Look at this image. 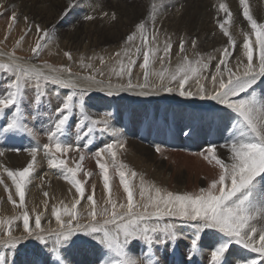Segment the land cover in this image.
<instances>
[{
    "label": "snow or ice",
    "instance_id": "obj_1",
    "mask_svg": "<svg viewBox=\"0 0 264 264\" xmlns=\"http://www.w3.org/2000/svg\"><path fill=\"white\" fill-rule=\"evenodd\" d=\"M239 4L250 29V32H242V47L225 27L233 14L221 2L219 12L226 13L227 17L223 22L218 21V26L227 37V45L219 57L204 59L195 53L197 58L190 60L184 54L186 41L181 38L176 53L179 63L175 69L150 73V59L158 51L150 48V44L157 39L155 21L158 9L163 7L162 2L153 3L146 18L138 22L135 30L126 37L127 45L136 41L137 33L140 35L142 44L135 49L136 58L125 51L127 62L121 59L118 61L119 68L112 69L118 80L127 77L126 83L113 84L110 77L107 85L96 78L97 75H104L101 70L88 75H73L70 68L64 66L56 68L45 63L38 67L32 63L54 40V31L32 24L25 18L28 23L25 35L16 40L11 51L0 52V58L4 59L0 63V76L5 81L4 91L0 93V117L4 121L0 123V137L7 140L19 134L36 138L38 133L34 126H30L25 104L36 114H39L41 105H50L52 97L59 100L60 105L55 108L54 114L51 111L48 113V143L41 146L37 142L23 149H13L28 154L30 159L26 166L13 171L0 165L14 186L19 203L2 178L0 185H4V191L9 193L8 201L21 210L19 215L4 223L10 226L13 221L22 220L24 233L15 237L10 227L4 228L3 238H0V264H15V260L9 257L15 255L24 241L33 244L35 255L45 257L42 262L34 261L32 264H74L70 255L74 249L96 253L94 264H162L160 256L163 251L175 255L177 241L183 238L190 241L188 264H193L192 257L201 254L203 248L211 249L210 264H229L228 255L233 246L249 254L236 257L235 264H264V22L253 18L246 0H239ZM76 6V0H68L63 15L67 16ZM102 17L111 21L117 19L115 12L110 16L108 12H103ZM94 18L92 15L84 17L86 20ZM9 19L12 23L8 28L11 29L16 22L15 13ZM33 28L37 39L30 48L31 57L17 56L16 49ZM192 46L196 47L195 40ZM172 48L170 40L165 42L164 55L160 57L162 65L165 57L171 56ZM141 49L143 62L139 67L144 70V82L133 84V66ZM236 49L240 50V55L235 57L236 66L233 68L231 60ZM63 55L69 61L73 59L68 51ZM120 55L115 53L117 57ZM213 61H216L214 70L211 67ZM99 62L101 65L105 63L103 57L99 58ZM80 64L85 69L93 68V64H85L83 58ZM152 75L157 76L156 82H150ZM209 82L211 88L208 87ZM192 83L196 85L195 90L191 87ZM94 88L106 92L108 96L128 91L137 95L163 91L214 102L199 106L203 110V118L219 122L222 132L227 135L223 136V144L209 142L199 153L208 165L217 170L207 186L194 192H173L145 180L143 176L139 177L138 186L132 183V178L138 174L117 159L118 149L125 145L120 139L121 131L109 122L111 114L105 113L96 119L87 107L89 92ZM29 90L34 94L30 100L26 99ZM60 90H67L62 100ZM188 127L189 130L184 132L186 137L192 136L195 131ZM97 133L113 138L93 153L105 193L102 204L94 198L96 185H92L93 194H89L86 181L77 178L85 158L83 151L90 147ZM71 137L75 138L74 143L69 142ZM219 148L226 149V159L217 154ZM41 150L48 168L55 170L58 177L75 189V198L70 206L52 207L51 215L55 218L56 228L42 227L43 213L35 214L34 227L31 226L26 209V191ZM155 151L160 153L161 147L155 145ZM71 152L81 153L75 167H70L62 158ZM105 157L110 158V163L105 161ZM110 167L119 177L127 197L126 203L118 202L110 194ZM91 175L88 171L83 172L85 178ZM137 187L139 200L136 199ZM43 195L47 198L49 194L44 192ZM85 200L87 215L82 220L77 208ZM182 228H190L191 235H186Z\"/></svg>",
    "mask_w": 264,
    "mask_h": 264
},
{
    "label": "rangeland",
    "instance_id": "obj_2",
    "mask_svg": "<svg viewBox=\"0 0 264 264\" xmlns=\"http://www.w3.org/2000/svg\"><path fill=\"white\" fill-rule=\"evenodd\" d=\"M226 1L228 4L231 3V1L229 0H226ZM33 2L35 3L36 6H40L42 4L40 7L46 8L49 2H51V0H0V49H4L7 52L13 49V46L16 40H18L21 36L25 35V32L28 28V23H26V20H25V18H27V21L31 22L32 24H40L42 27H47L50 31H54V40L41 52L38 58L31 61L32 63H35L38 67L43 66L45 63H47L48 65L52 67H56V68H59L60 66H64V67L70 68L71 73L72 74L74 73L75 75H88L89 73L96 72V70H101L104 72V75L102 77L97 75L96 78L98 80L102 79L105 85L108 84L110 77H111V82L113 84L126 83L127 77H125L124 80H118L112 74V69L119 68L118 61L121 59L127 62L128 57L124 55L125 51H128L129 55H132L133 58H136L135 49L137 46L142 44L139 33H137L135 42H129V44L127 45L125 44L126 37L129 34H131L132 31L135 30V26L130 27V25L126 24V26H128V30H126L125 32L126 34L124 33L125 35L116 41H114L111 38L101 39L102 41L100 40L96 41L98 38V33L97 31H93L90 34H88V36H86L85 45H81V46L78 45L77 47H74V44H70L71 42L67 40L68 39L67 34L69 32V29L73 28L74 26L72 22L74 23L75 21V24H77L76 26L81 25L82 22L80 21L82 20L80 18L84 19V17L87 16V15H81V13L83 12L86 13V10H89L87 9L88 7H86V10H83L84 6H82V4H77V7H75L67 16L63 15L64 10H62L56 23L53 25V27L52 26L50 27V24H48L47 26L41 21H36L35 19L31 18L32 16L30 13L33 12V7H30V6L33 5ZM52 2L54 4H57L58 0H52ZM176 2L179 4L178 9L180 7L181 8L185 7L184 6L185 0H175V1L165 0L166 5L164 4V1H162L163 7L161 11H163V15L164 14L170 15V17L178 16L179 15L178 9L177 7H175L176 5H174ZM247 2L251 3V0H248ZM22 3H26V4L32 3V4L27 9V12H25V15L19 16L18 14L20 12H19V9H17V5L22 4ZM77 3H80V2H77ZM166 8H169V9L166 10ZM90 10L93 11L92 9ZM128 10L129 8L126 11ZM211 10H212V7L211 8L208 7V8L199 9V10L191 9L188 12V16L189 15L192 16L194 14L198 16L197 19L199 21H197L198 23L195 25L196 29H201L204 26V25H199V24H205V23L211 22L212 15H216V13L219 14V11H215L214 13H212ZM191 12L193 13L191 14ZM13 13H15L16 15V22L14 23L13 27L9 29L8 25L12 23V21L9 18L13 15ZM99 16L95 17V21L92 23V25L94 29H99L100 31V28L108 27V26L106 25L107 21L102 20L101 16L100 17ZM109 22H110L109 25H111L113 29L115 30L119 29L118 26L115 25V22L111 20ZM233 26L234 24L233 25L226 24L225 27H228L230 35L235 34L234 36H236L237 34L236 29L235 27L233 29ZM123 27L124 25H122V28ZM190 27L192 26L188 27L187 22H184V23L182 22L180 25L176 26L173 29L171 28L166 29L167 32L166 30L165 31L158 30V32L156 33L157 39L155 40L154 43L150 44V48L158 49V51H156L155 53V56L150 59V64H149L150 73H156V72L162 71L163 69H167L170 72L175 69L176 65L179 63V57L176 55V53L179 51L180 39H175V40H172V39L174 37L176 38L181 37L182 34L183 35L187 34L189 31L188 29H190ZM149 29H151V26H149ZM217 30L219 32L217 33L218 38L220 37V40H221L220 44L223 43L221 44L220 47H216L215 49H212L209 46V48H207V45H206L207 38L205 39V38L199 37L200 40L196 41V47L193 48L192 42H190L189 47L188 48L185 47L184 54L187 55L190 60H195L197 58L195 53H199L201 56L204 57V59H207L208 56H216L218 58L220 52L223 51L224 47L227 45V37L223 35V32L221 31L219 26H217ZM36 39H37V34L35 33V30L33 28L32 32L25 37V40L22 41L19 48L16 49V55L25 57V58H30L32 55L30 48L34 46ZM149 39H151V31L149 32ZM254 39L255 38L253 37V40ZM169 40L171 41V43L173 42L177 47L175 48L174 56L165 57L164 64L162 65L160 62V57L164 55L163 47H164L165 42ZM241 41L243 42V38ZM91 43L94 45H92ZM65 51L70 52V54L72 55L73 59L71 61H69L63 55ZM117 52L121 54L120 57L115 56V53ZM235 56H238V54L234 53L233 55V58H232L233 63L231 65L233 68H235L236 66ZM100 57H103L105 61L103 65H101L99 62ZM81 58H83V62L85 64L92 63L93 68L92 69L82 68L80 64ZM89 58H93V59L90 60ZM2 62H4V59L0 58V63ZM142 62H143V49H141V53L139 54L137 63L133 66V73H132L133 84L144 82L143 81V71L144 70L139 67V64ZM215 63L216 61H213L211 65L213 70H214ZM66 74L67 73H65V75ZM157 79L158 78L155 75L150 76V82H156ZM4 85H5V81L3 77L0 76V93L4 91ZM191 87L193 90H195L196 85L192 83ZM208 87L211 88L210 82L208 83ZM60 91L62 93L61 95V100H62L63 94H66L67 90H60ZM159 92H161L160 97L146 95L149 98L152 97L154 99L153 101H148V100L143 101L139 99L141 98L140 96H143V95L132 94L131 99H130V96L127 97L121 94H115L113 96H108L106 92H102L99 89L98 90L92 89L90 90L89 98L87 99V107L88 109L91 108V105H92V102H94V99H95V102L99 100V103L103 104L104 106L112 107L111 109L112 112L110 114L113 113L114 115L118 113V114H124L126 116V117L124 116L125 118H128V117L134 118L133 121H136V125L138 128L141 127V130L142 131L144 130L143 132L145 134L147 133H152V134L154 133L153 135L158 134L159 141L160 139L164 140V138L162 137L163 130L166 132L168 131L167 133L171 132L172 130H177L178 135H179L178 137L175 135H172L171 141L169 140L170 141L169 143L167 139L170 138V135L168 134V136L166 135V143L164 144L161 143L163 144L162 147L164 148V150H166V152L162 154L163 157H165L166 155L170 157L168 160L164 159V171L167 172L168 176H171L172 173L174 175L176 174L177 170H180L184 178L185 188H187L186 185L189 183L188 181H192V180L199 181L198 184H196V187L198 189L200 187H205V181L203 180V178L201 179V177L199 176L197 168L191 163L184 162L182 160V156L172 154V151L176 152L178 149H183L184 151L191 152L192 154L198 157L200 156L199 153L201 152V150L209 142L215 143L217 145L223 144L224 143L223 136L226 135L227 133L222 132V125H220L219 122L209 121L203 118V115H204L203 112L197 113L198 109H195V111L193 112L191 111L192 109L190 107L188 108L186 107V105L185 106L179 105V104H187V103H191L195 101L201 102L202 100L199 99V97H194V98L181 97L176 92H173V93H166L163 91H159ZM33 95H34L33 92L29 90L26 94V99L30 100L33 97ZM166 97H172L174 101L177 100V102H175L176 105L170 102L163 101L165 100ZM89 102L91 103L88 104ZM130 102H131V106H129ZM208 103H214V102L209 101ZM59 105H60V101L57 100L55 97H52L50 105L48 104L41 105L39 114H36L33 112L32 109L28 107L27 103L25 104L24 106L25 112L29 118L30 125L35 127L38 135L36 139L27 136V142L23 141L22 142L23 145L20 148L23 149L30 145H34L37 142L42 146L44 143L49 142L47 139V135H46V130L50 126L48 113L51 111V113L54 114L55 108L58 107ZM194 106L199 108L200 104H196ZM94 118L98 119V117H94ZM163 120H165V124ZM2 122H4L3 118L0 117V123ZM148 123H149V126H147ZM167 123L170 125L169 128H165ZM132 124H133L132 127L137 128L134 125V123ZM188 126H191L192 129H195L193 135L196 136L197 142H195V139L192 135L190 137L192 141L195 142V144L193 142H191L192 144L188 143L189 145H187V143L180 144L179 143L180 140L182 142V140H185V139L188 140L189 138L184 135V132L189 130ZM134 128L133 130H135ZM148 128H151L152 130L149 131ZM73 131H75L74 128H73ZM24 136L26 135H21V137L23 138ZM98 136H101V139H104L102 138V136L104 135H100L99 133H97L95 137L93 138V143L90 145V147L83 151V155L85 158L87 157L91 159L94 158L93 153L97 150L98 147L101 146L100 143L102 142L100 140V137ZM0 138H1L0 139V153H2L0 154V165L7 167L8 169L13 170V171L23 168L28 162V159L24 158L25 153L17 155V153H15L12 150L16 148H10L11 145L15 143L13 141L14 139L10 140L12 144L10 146H7L5 142L8 141V139L5 140L3 137H0ZM105 140L107 141L106 137H105ZM69 142L74 143L75 138L71 137L69 139ZM105 143H108V142H105ZM39 153L38 155L42 159V164L44 165V168L45 167L48 168V166L46 165L47 160L43 154V151L41 150ZM80 154H81L80 152H72L69 155L62 157V158L66 159L70 167H75V162L79 161ZM217 154H218V151H217ZM200 157L203 160L202 156ZM85 158L82 161V170L79 172L77 178L86 181V190L89 194H93L92 185L93 184L96 185L95 192H94V198L99 203L102 204L104 197H105V193L103 190L102 182L99 177V169L97 165L95 164L96 166L94 167V170H89L88 165L86 163L87 160L85 161ZM109 159L110 158L105 157V161L107 160L106 162L110 163ZM83 162H84V165H83ZM128 162L130 161L126 160L125 164L128 166L129 169H131ZM84 171H88L92 173V175L85 178L83 176ZM0 172H1L0 178L2 177L5 183L7 182V185L8 184L10 185V186L8 185L10 187V192L13 195V198L16 200V202L19 203V198L15 197L14 186H12L11 181L7 177L6 173L3 172L2 167H0ZM109 175H110V194L112 195L113 199L117 200L118 202L126 203L127 197H126V194L123 192L122 186L119 183V177L111 167L109 169ZM33 178H36L34 174L32 175L31 180L36 181ZM131 182L136 184L137 186L139 185V182H137V177L132 178ZM42 189L47 192L46 188H42ZM71 189L74 191L72 192L74 196L73 195L70 196V201L60 200L59 202H53L51 206H49V203L47 202V206H45V202H44L45 200L40 199V201L36 203L35 208L31 210L33 211L32 213L31 211L27 210L30 214L31 226L34 227L35 214L43 213L42 227L44 229H48L49 227L56 228L57 224H56L55 218L51 215L52 207L57 206L59 208V207H63L64 205L70 206L74 200L73 197L75 198V189L72 187ZM136 192H137L136 199L139 200L138 187H137ZM187 192H189V190H187ZM7 197H8V193L4 191V185H0V238H3V231L5 227L11 228V233L13 236L21 237L24 235L23 227H22V220L13 221V223L10 226L4 223L5 221L11 220L14 216L19 215L21 212L20 209L14 207L13 204L8 201ZM61 202H63V204H61ZM86 204H87L86 200L82 201V204L79 205L77 208L78 212L81 213L82 220L83 218H86V215H87V208L85 207ZM2 207L3 208L9 207L8 209L10 210L4 211ZM27 208H29V206L26 207V209ZM64 219H67V218L65 217ZM188 230L191 232L190 228ZM181 231H183L186 235L191 234V233H187V230H181ZM189 243L190 241H188V239L186 238L178 240L176 250H175V255H172L167 250L163 251L162 255L160 256L162 264L163 263L165 264H188V260H189L188 245ZM205 243H207V241ZM233 248L240 249L238 246H233ZM18 249L19 250L15 253L14 256L9 257L10 260L11 259L15 260V264H32V262L34 261L42 262L45 259L43 255L37 256L33 254L34 253L33 244H30L27 241L23 242V246H18ZM136 251L138 252L139 249L137 248ZM70 255H71V259L74 261V264H94V262L96 261V253L90 250L89 251H84V250L79 251V250L74 249L72 250ZM192 260H193V264H210V259L207 256H204L201 254H198L192 257ZM228 261H229V264H231L229 255H228Z\"/></svg>",
    "mask_w": 264,
    "mask_h": 264
},
{
    "label": "bare ground",
    "instance_id": "obj_3",
    "mask_svg": "<svg viewBox=\"0 0 264 264\" xmlns=\"http://www.w3.org/2000/svg\"><path fill=\"white\" fill-rule=\"evenodd\" d=\"M162 1H164V4L166 5L165 0H76V3L80 2L77 4H82V6H84L83 10H86V7H88L87 9H89V10H86V13L85 12L81 13V15H92L93 17L100 15L102 20L107 21L106 25L108 27H102V28H100V31H99V29H94V27L92 25V23L95 21V18L93 20H86V19L80 18L82 20V21H80V22H82L80 26H76L77 24H75V21H74V23L72 22V24H74V26H73V28L69 29V32L67 34V36H68L67 40L69 42H71L70 44H74V47H77L78 45H80V46L85 45L86 44V42H85L86 36H88V34H90L93 31H97L98 38L96 41H98V40L102 41L101 39H110V38L113 39L114 41H116L126 34L125 33L126 30H128V26H126V24L130 25V27L135 26L142 19L146 18L147 12L153 3L160 4V2H162ZM229 1H231L230 4H228L226 0H185V4H184L185 7H182V8L180 7L179 9H178L179 4L177 2L175 4L173 3L174 5H176L175 7H177L179 15L170 17V15H165V14L163 15V11H161V9H158V15H157V18L155 21V27L159 31H165L166 29H169V28H171V29L175 28L176 26L180 25L182 22L183 23L187 22L188 27L192 26V27H190V29L187 28L189 30L188 33L186 32L187 34H184V35L180 34L181 37H177V38L174 37L172 40L183 38L186 41L185 47L188 48L190 45L189 43L192 42L193 40H195V41L200 40L199 37H202L205 39L207 38V40H206L207 48H209V46H210L212 49H215L216 47H220L221 44H223V43L220 44L221 40H220V37L218 38V34H217V33H219L217 30L218 21L223 22L225 20V18L227 17V14L223 13V12H219V14L216 13V15H212V19H211L212 21L211 22L205 23V24H199V25H204V26L202 28L200 27L201 29H196L195 25L198 23L197 21H199L197 19L198 16H196V14H194L192 16H190V15L188 16V12L191 9L199 10V9L212 7L211 11H212V13H214L215 11H219V4L221 2H223L228 6L229 11H231L233 14L232 17L229 18L228 24H232V25L234 24L233 29L235 27L237 34H236V36H234L235 34L232 36H233L234 40L239 45L242 46V43H243L241 41L243 38L242 32H244V31L250 32V29L248 28L247 21H245L243 18L242 6L239 4V0H229ZM247 1L248 0H246V2ZM31 4H26V3L18 4L17 9H19V12H20L18 15L19 16L25 15V12H27V9L29 8V6ZM67 4H68V0H58L57 4H54L51 0V2H49L47 7L43 8V7H40L42 4L40 6H36L35 3L33 2V5L30 6V7H33V12L32 13L29 12V13L32 16L31 18L35 19L36 21H41L42 23L46 24L47 26H48V24H50V27L51 26L53 27V25L56 23L58 17L60 16L61 11L65 9ZM247 4L249 7L250 14L253 16V18L256 19L258 22H264V0H251V3L247 2ZM128 8H129V10L126 11ZM90 9H92L93 11H91ZM168 9L169 8H166V10H168ZM103 12H108L109 16L111 15L112 12L116 13L117 19L113 22H115V25H117L120 30L119 29L115 30L112 28L111 25H109L110 18L102 17ZM192 13L193 12H191V14ZM43 17H45V18H43ZM122 25H124L123 28H122ZM149 26H152L151 22H149ZM166 32H167V30H166ZM172 44H173V48H172L171 56L173 57L175 54V48L177 46L173 42H172ZM92 45H94V44H92ZM0 52H7V51L4 49H0ZM234 53H237L239 56L240 50L236 49L234 51ZM1 59H3V58H1ZM232 63L233 62L231 60V65H232ZM73 75H75V74L73 73ZM94 90H98V88H94ZM118 94H121V95L127 96V97L130 96V99H131L132 94L137 95L133 91L120 92ZM160 94H161V92L158 91V92H153L150 95L160 97L161 96ZM148 96L143 95V96H140L141 98H139V99H141L143 101L144 100H148V101L154 100L152 97L149 98ZM166 99H168V100H166ZM163 101L170 102L173 104H175V102H177V100L174 101V99L172 97H166L165 100H163ZM178 102H180V101H178ZM208 102L209 101L202 100L201 102L195 101V102H191V103H187V104H179V105H183V106L186 105V107H188V108L190 107L192 109L191 111H193V112L195 111V109H198L197 113H202L203 110L200 107L199 108L195 107L194 105H196V104H200V105L208 104ZM90 103L91 102H89L88 104H90ZM129 106H131V102H130ZM111 109H112V107L104 106L103 104L99 103V100L95 102V99H94V102H92V105H91V108H89V111H90V114L93 116V118L94 117L99 118L100 116L105 114L107 111L109 113H111L112 112ZM117 114L118 113L113 115V113H112L111 116H113V117H110V119H109V122H111V124L115 128H117L118 130L121 131L122 135L120 136V139L124 142V145H125L124 148L118 149L117 159L120 162H124V164H125L126 160L130 161V162H128V164L130 165L131 170L135 171L138 174L137 175V182H139V177L143 176L145 180L150 181V182H152V183H154L160 187L166 188V189L173 191V192H187V190H189V192L198 191V188L196 187V184H198V182H199L198 180L188 181L189 183L186 185L187 188H185L184 178H183L180 170H177L176 174H174V175L172 173L171 176H168L167 172L164 171V159L168 160L170 157L168 155L163 157L162 154L165 153L166 150H164L162 145L164 143H166V135L167 136H168V134L170 135V138H168L167 141H169V140L171 141L172 135H175L178 137L179 135H178L177 130H172L169 133H167L168 131L166 132L163 130V136L162 137L164 138L165 141L162 139H160V141H159L158 140L159 139L158 134H155V135H153L154 133L153 134L152 133L145 134L143 132L144 130L143 131L141 130V127L138 128L136 125V121H133L134 118H129V117L125 118L126 116L124 114H118V115ZM111 118L114 121H112ZM163 121L165 124V120H163ZM132 123H134V125L137 128L132 127V125H133ZM30 126H32V125H30ZM147 126H149V123ZM169 127H170V125L167 123L165 128H169ZM133 128L135 130H133ZM148 129H149V131L152 130L151 128H148ZM98 137H100V140L102 141L100 143L101 146L105 142H111L113 139L112 137H110L108 135L102 136V138H104V139H101V136H98ZM105 137L107 138V141L105 140ZM193 137L195 139V142H197L196 136L193 135ZM10 140H13L17 145L15 143L12 144L10 142ZM23 141L27 142V136H24V138H23V137H21V135L18 134L13 138L8 139V141H6L5 144H7V146H10L12 144L10 148L22 149L20 147H22ZM38 141H39V139H38ZM170 141H169V143H170ZM191 142H193L191 137H189L188 140L185 139V140H182V142H181V140L179 141L180 144L187 143V145L192 144ZM195 142H193V143L195 144ZM161 143H163V144H161ZM194 144H193V146H194ZM155 145H159L161 147L160 153H157L155 151ZM14 152L17 153V155L25 153L24 158L28 159V160L30 159L28 154L22 150L21 151H14ZM225 153H226V149H224V148L218 149L219 156L226 159ZM172 154L180 155V156H182V160L184 162H188V163L193 164L197 168L199 176L201 177V179L203 178V180L205 181V187L207 186L209 179L212 178L214 176L215 172L217 171L216 169H213L212 166L208 165L204 159L202 160L200 156L197 157L194 154H192L191 152L184 151L183 149H178L176 152L172 151ZM107 158H109V157H107ZM85 161L88 165L89 170H94V167L97 165L95 158L91 159V158L87 157V158H85ZM84 162H83V165H84ZM33 174L36 177L33 179H35L36 181L31 180L29 185H28V189H27V193H26V197H25L26 207L29 206V208H27V210L31 211L33 208H35L36 203L39 202L40 199H43V200L47 199L49 206H51L53 202H59L60 200L61 201H65V200L70 201V196H72L73 195L72 192H74L71 189V185H69L67 183V181L64 180L63 178L58 177L55 170L49 169L47 167L44 168V165L42 164V159L40 158L39 155L37 156V164L35 165V171ZM6 184H7V182H6ZM42 188L47 189V193L49 194L47 198H45V196L43 195V193L46 191H44ZM9 189H10V187H9ZM73 199H74V197H73ZM5 204H6V202H5ZM8 208L9 207H5V208H3V210L4 211L10 210ZM32 212L33 211H31V213ZM188 229L189 228H182L181 230H187V233H191ZM188 235H191V234H188ZM210 251H211L210 248H203L201 255L207 256L210 259ZM241 255L247 256L249 254L247 252H242L241 249L232 248V250L229 254L231 264H235V258L238 256H241ZM252 255H255V254H252ZM163 264H165V263H163Z\"/></svg>",
    "mask_w": 264,
    "mask_h": 264
}]
</instances>
